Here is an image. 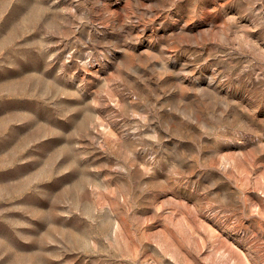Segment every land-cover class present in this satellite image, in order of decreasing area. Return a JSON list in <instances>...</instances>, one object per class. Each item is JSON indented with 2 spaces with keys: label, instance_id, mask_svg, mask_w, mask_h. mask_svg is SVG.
<instances>
[{
  "label": "rangeland",
  "instance_id": "obj_1",
  "mask_svg": "<svg viewBox=\"0 0 264 264\" xmlns=\"http://www.w3.org/2000/svg\"><path fill=\"white\" fill-rule=\"evenodd\" d=\"M0 264H264V0H0Z\"/></svg>",
  "mask_w": 264,
  "mask_h": 264
}]
</instances>
